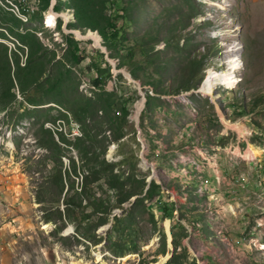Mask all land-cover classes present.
Segmentation results:
<instances>
[{
	"label": "rangeland",
	"instance_id": "1",
	"mask_svg": "<svg viewBox=\"0 0 264 264\" xmlns=\"http://www.w3.org/2000/svg\"><path fill=\"white\" fill-rule=\"evenodd\" d=\"M103 2L0 0V54L6 48L23 66L27 49L16 34L41 37L53 59L49 76L63 83L34 107L17 85L7 95L0 74V264H167L178 222L176 264H264V0ZM116 25L126 41L114 52L103 35ZM71 39L85 56L79 65L68 54ZM94 63L109 71L106 90L120 106L114 113H127L119 142L98 101ZM76 98L86 100L82 123L69 110ZM105 146L116 172L133 167L119 165L127 156L148 183L162 185L171 211L157 198L146 203L151 213L138 211V254L113 256L105 242L95 245V230L89 240L77 237L72 223L60 232L36 203L35 178L53 164L46 156L61 153L65 168L79 162L80 149ZM56 206L63 211V199ZM109 225L96 234L106 236Z\"/></svg>",
	"mask_w": 264,
	"mask_h": 264
},
{
	"label": "trees",
	"instance_id": "2",
	"mask_svg": "<svg viewBox=\"0 0 264 264\" xmlns=\"http://www.w3.org/2000/svg\"><path fill=\"white\" fill-rule=\"evenodd\" d=\"M107 2L108 0H104L103 3L106 4ZM5 13L11 15L10 11H5ZM125 13L126 10H124ZM16 20L20 23V25L18 24L20 29L22 23L18 19ZM114 28V31L111 29L109 36L103 35V38L110 43L109 47L115 52V49L118 48L117 45L126 41V36L120 30H117V25ZM16 36L19 38L20 43L26 46L27 58L22 66L20 56L17 54H14V58H10L6 48L4 54H0L4 58L5 63L2 66L0 62V74L4 79V90H6L8 95L12 88L17 85L24 97L23 101L27 104L34 107L45 105V96L52 94L57 90L56 88H62L63 86V83L60 82V77L51 78L49 76L47 66L53 62V59L48 58L49 49L40 41L41 37L37 38L32 33L23 30ZM78 45L72 39L70 40L68 54L73 62L75 60V65H79L83 57H85L84 53L79 52ZM57 55L58 53L56 52L54 56ZM197 63L198 60L191 61L194 67L197 66ZM63 64L60 63L59 65L62 68L61 72L63 74H71L72 69L69 68L64 71L63 69L66 68H63ZM92 67L98 73V76L93 81L95 89L100 92L98 101L104 103L102 109L107 117L110 131L113 133V141L119 142L126 135L124 128L127 113L123 116L120 111L114 113L120 106L114 95H110L106 90L108 79L104 77V74L109 73V71H104L101 64L94 63L90 69ZM21 73H26V75H22L24 81H22L20 76ZM13 75H15V78ZM73 84L78 97H82L79 92L80 84L76 81ZM9 96L13 97L14 95ZM85 101V99L76 98V101H74L76 109L67 107L78 123L83 122V105ZM117 113H121V115ZM106 150V146L103 149L93 147L90 152L80 149L79 162L75 159H70L69 165L65 168L63 167V155L61 153L58 154L57 152L54 154L53 159L46 156L53 164L48 171L41 174L39 178H35L36 203L42 209L45 222L47 224L52 223L56 230L62 232L68 224L72 223L75 226L77 237L88 239L87 234L95 230L93 233L95 245L105 242L106 248L113 256L124 257L128 254H138L142 241L138 211L151 213L152 207L146 203H150L155 198H157L156 202L158 204L164 205L163 210L167 212L166 214H171V211L169 212L167 205L162 199L161 194L164 191L162 185L155 183V181H152L149 185L146 175L141 173L137 164L131 163V158L127 156H124L119 165L127 167L133 164V167L116 172L118 164L105 158ZM39 164L43 165L42 163ZM28 172L32 175L35 174L33 166L29 167ZM114 194L116 198L115 204ZM58 198L63 199L65 207L63 211L60 210L59 206H56ZM134 198H136L135 201L132 200ZM125 204H129L131 207L125 209ZM115 209L123 210V215L121 217L114 216ZM95 220H97L96 223ZM108 224H112V227L106 236L96 234L100 227ZM177 229H184V225L178 222L172 228L171 236L174 251L167 264H176L180 257L178 254L180 241L176 232ZM160 234L165 245L162 255H165L167 253L166 235L162 231Z\"/></svg>",
	"mask_w": 264,
	"mask_h": 264
},
{
	"label": "bare ground",
	"instance_id": "3",
	"mask_svg": "<svg viewBox=\"0 0 264 264\" xmlns=\"http://www.w3.org/2000/svg\"><path fill=\"white\" fill-rule=\"evenodd\" d=\"M66 17L68 18V16H66ZM56 20H57V18L55 16H53V15H52V17L50 16V19H49L50 26L49 27H51V28L55 27L56 26ZM90 37L93 38V40H95L94 35L93 36H90ZM233 69H234V73H235L236 71H238L240 69V67L233 68ZM226 77H227V80L230 81L229 79H231V78L228 77V76H226ZM214 83H215V78H214V76H212L207 81V86L210 87V90H213L214 89V86H213Z\"/></svg>",
	"mask_w": 264,
	"mask_h": 264
},
{
	"label": "water",
	"instance_id": "4",
	"mask_svg": "<svg viewBox=\"0 0 264 264\" xmlns=\"http://www.w3.org/2000/svg\"><path fill=\"white\" fill-rule=\"evenodd\" d=\"M151 180H152V179L150 178V180H149V185H150V183H151ZM148 188H149V187H148ZM148 188H147V189H148ZM135 199H136V198H134L133 200L135 201ZM110 227H112V224L109 225V226H106L105 228H103V230H105V229H109ZM171 257H172V256H169V257H167V259H170Z\"/></svg>",
	"mask_w": 264,
	"mask_h": 264
}]
</instances>
